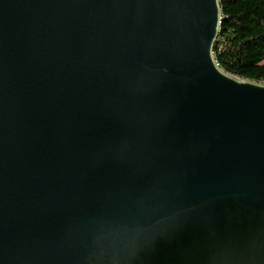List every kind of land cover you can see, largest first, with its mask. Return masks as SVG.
<instances>
[{
	"label": "water",
	"instance_id": "1",
	"mask_svg": "<svg viewBox=\"0 0 264 264\" xmlns=\"http://www.w3.org/2000/svg\"><path fill=\"white\" fill-rule=\"evenodd\" d=\"M221 16L0 0V264H264V83Z\"/></svg>",
	"mask_w": 264,
	"mask_h": 264
},
{
	"label": "trees",
	"instance_id": "2",
	"mask_svg": "<svg viewBox=\"0 0 264 264\" xmlns=\"http://www.w3.org/2000/svg\"><path fill=\"white\" fill-rule=\"evenodd\" d=\"M221 21L213 45L221 69L264 83V0H219Z\"/></svg>",
	"mask_w": 264,
	"mask_h": 264
}]
</instances>
